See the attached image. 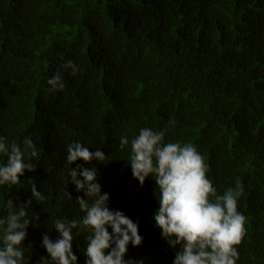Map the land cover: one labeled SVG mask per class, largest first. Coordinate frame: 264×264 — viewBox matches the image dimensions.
Returning a JSON list of instances; mask_svg holds the SVG:
<instances>
[{"label":"trees","instance_id":"1","mask_svg":"<svg viewBox=\"0 0 264 264\" xmlns=\"http://www.w3.org/2000/svg\"><path fill=\"white\" fill-rule=\"evenodd\" d=\"M69 61L75 75L61 67ZM57 71L65 86L49 91ZM142 128L191 143L218 195L241 191L236 264H264V0H0V137L31 138L39 153L20 183L0 186V218L10 199L13 211L25 205L33 184L44 197L27 209L25 264L48 256L42 238L57 239L56 220L83 219L75 197L84 193L69 177L78 165L95 167L108 207L138 224L143 240L129 243L128 264H173L179 245L155 224V180L141 186L127 161ZM75 142L107 159L67 164ZM73 234L85 264L89 231Z\"/></svg>","mask_w":264,"mask_h":264},{"label":"clouds","instance_id":"2","mask_svg":"<svg viewBox=\"0 0 264 264\" xmlns=\"http://www.w3.org/2000/svg\"><path fill=\"white\" fill-rule=\"evenodd\" d=\"M61 67L71 68L72 75L78 71L72 61ZM48 84L49 91L62 90L65 86L59 71L48 80ZM167 131L140 129L139 135L131 140L127 161L133 177L141 186L150 175L155 180L159 189V196L155 193L159 202L154 213L155 224L171 247L179 245L173 264H236V246L245 235V217L237 211L241 191L228 189L218 195L207 178V165L196 148L191 143H164ZM119 144L123 150L129 139L122 136ZM0 154L6 157L0 165V186L9 188L20 183L19 177L25 170L34 171L36 167L30 161L39 158L32 139L27 137L21 144L13 141L10 145L0 137ZM26 157L28 163H25ZM106 159L99 148L92 152L79 142L67 145V164L72 165L77 160L104 162ZM69 177L76 191L84 193L83 197L75 198L85 215L81 221H55L54 228L59 235L55 240L43 235L42 246L48 256L40 257L38 264H77L78 258L72 250L73 229L89 231L85 264H128L124 257L129 243L139 246L143 240L138 224L122 211L108 207L109 194L102 193L95 167H71ZM31 193L25 205L18 206V211L12 210L14 204L10 199L7 216L0 218V264H25L21 246L27 228L33 223L27 218V209L33 199L37 203L44 200L35 184L31 186Z\"/></svg>","mask_w":264,"mask_h":264}]
</instances>
